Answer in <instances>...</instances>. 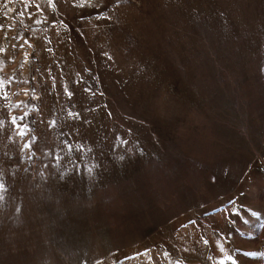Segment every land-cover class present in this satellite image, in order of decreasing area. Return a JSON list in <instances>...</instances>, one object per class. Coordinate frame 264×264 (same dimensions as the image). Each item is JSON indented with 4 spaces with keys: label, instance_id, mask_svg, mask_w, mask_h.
<instances>
[{
    "label": "rangeland",
    "instance_id": "rangeland-1",
    "mask_svg": "<svg viewBox=\"0 0 264 264\" xmlns=\"http://www.w3.org/2000/svg\"><path fill=\"white\" fill-rule=\"evenodd\" d=\"M0 49V264H264V0H0Z\"/></svg>",
    "mask_w": 264,
    "mask_h": 264
},
{
    "label": "snow or ice",
    "instance_id": "snow-or-ice-1",
    "mask_svg": "<svg viewBox=\"0 0 264 264\" xmlns=\"http://www.w3.org/2000/svg\"><path fill=\"white\" fill-rule=\"evenodd\" d=\"M49 2H51V0H49ZM9 11H10V9H9ZM0 50H2V49H0ZM25 147H28V145H25ZM2 187H3V185H0V189H2Z\"/></svg>",
    "mask_w": 264,
    "mask_h": 264
}]
</instances>
